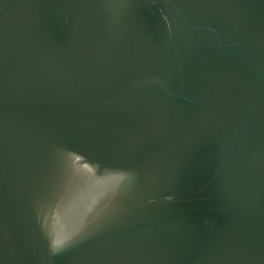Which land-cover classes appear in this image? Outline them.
<instances>
[{
	"label": "water",
	"instance_id": "obj_1",
	"mask_svg": "<svg viewBox=\"0 0 264 264\" xmlns=\"http://www.w3.org/2000/svg\"><path fill=\"white\" fill-rule=\"evenodd\" d=\"M0 264H264V0H0Z\"/></svg>",
	"mask_w": 264,
	"mask_h": 264
}]
</instances>
